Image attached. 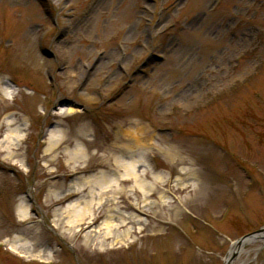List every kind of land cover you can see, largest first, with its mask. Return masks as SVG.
Wrapping results in <instances>:
<instances>
[{
    "label": "rangeland",
    "instance_id": "374dc122",
    "mask_svg": "<svg viewBox=\"0 0 264 264\" xmlns=\"http://www.w3.org/2000/svg\"><path fill=\"white\" fill-rule=\"evenodd\" d=\"M0 80L14 86L0 100V264H225L242 236L264 231V0H0ZM56 124L64 141L47 149ZM143 125L146 146L110 150L119 127ZM9 128L22 135L11 156ZM107 155L138 159L145 191L196 170L173 194L182 201L166 191L143 206V224L114 246L55 223L63 193ZM245 247L237 264H264L263 239Z\"/></svg>",
    "mask_w": 264,
    "mask_h": 264
},
{
    "label": "bare ground",
    "instance_id": "6f19581e",
    "mask_svg": "<svg viewBox=\"0 0 264 264\" xmlns=\"http://www.w3.org/2000/svg\"><path fill=\"white\" fill-rule=\"evenodd\" d=\"M13 93L14 86L8 83L2 86L0 80V100L5 99L6 96ZM0 108L1 113V110L5 107L0 103ZM59 109V112H65L66 114H73L79 110V108L73 105H62ZM1 114L0 132L4 127L3 120L1 121V118H3ZM12 114L16 117L17 113L13 110ZM6 124L11 125L13 122L7 121ZM79 126L76 134L79 139H83L89 129L87 125ZM22 129L20 131H22ZM48 133L49 144L47 149H52L58 143L64 141L63 139L66 135V131L60 124H56ZM150 135L151 131L148 127H145V125L136 128L135 131L119 127L117 130L118 140L109 145L110 150L120 149L123 152H129L135 148L144 147L146 146V139ZM13 139L20 141L22 135H18L14 129L9 128V132L5 136V140H7L8 144H6L4 148V151H7L9 156L17 149L16 146H14ZM174 148L175 147L166 148V154L171 160L175 161L176 164L180 162L184 163L185 161L183 158L174 157L175 153H178ZM84 153V145L82 141H80L76 143L75 148L71 150L70 158L72 160L81 158ZM137 162L140 161L132 156L125 158L119 155H107L102 157L97 164L101 167V170L89 173L86 176H78L77 183L71 184L70 189L63 193V195L67 193L69 195L67 197L68 204L62 210L64 215L62 214L59 220H63V218H66V220L62 225L58 223V221H55V223L59 226H66L71 233L83 235L85 241H88L89 237L92 235L91 233L94 232V235L99 234L97 242H99L100 245L103 246L108 243L110 246H114L116 243H121V241L127 240L136 233V226L134 224H143V219L141 217L145 214L143 206L158 204L159 198H162L166 191H170L174 197L173 194L175 191L181 192L187 188L184 181L188 178H193L196 172L192 167L181 166L177 168L179 177L175 178L178 184L177 188L171 190L169 187L167 190H158V185L154 186L150 183L154 188L151 190L152 187H150L148 191H145L148 185V173L146 171H135L134 167ZM116 165L117 168L113 170L112 174L107 172L110 166ZM73 173H77V171L73 169ZM157 177L158 176L155 175V178ZM86 189H88L87 193H84ZM126 192L133 193L134 197ZM156 197L157 199H155ZM174 201H182V199L175 198ZM106 202H109V204L106 205ZM95 204L106 205L107 208L103 215H101L102 211H95ZM28 207L29 204L26 199L21 197L17 204L18 217L20 219L26 217ZM127 208L131 209V211L126 213L125 211ZM161 209L162 207L159 208V210ZM174 209H178V206L174 205ZM165 215H168V213L165 212ZM141 231L142 227H140V232ZM257 239L264 240V231L258 236H248L234 243L225 257V264H237L239 261H242V253L248 251L245 244L254 242ZM13 248L16 251V247L13 246Z\"/></svg>",
    "mask_w": 264,
    "mask_h": 264
},
{
    "label": "water",
    "instance_id": "95a60500",
    "mask_svg": "<svg viewBox=\"0 0 264 264\" xmlns=\"http://www.w3.org/2000/svg\"><path fill=\"white\" fill-rule=\"evenodd\" d=\"M253 233H249V234H246V235H244L243 237H241V239H243V238H245V237H247V236H249V235H252Z\"/></svg>",
    "mask_w": 264,
    "mask_h": 264
},
{
    "label": "flooded vegetation",
    "instance_id": "af4514ba",
    "mask_svg": "<svg viewBox=\"0 0 264 264\" xmlns=\"http://www.w3.org/2000/svg\"><path fill=\"white\" fill-rule=\"evenodd\" d=\"M85 66H87V63H85Z\"/></svg>",
    "mask_w": 264,
    "mask_h": 264
}]
</instances>
